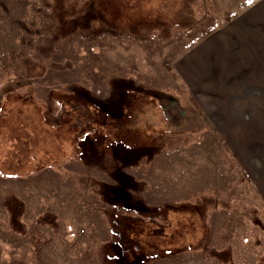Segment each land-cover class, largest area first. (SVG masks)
Wrapping results in <instances>:
<instances>
[{
    "label": "rangeland",
    "instance_id": "obj_1",
    "mask_svg": "<svg viewBox=\"0 0 264 264\" xmlns=\"http://www.w3.org/2000/svg\"><path fill=\"white\" fill-rule=\"evenodd\" d=\"M253 32L264 0H0V264H264V86L203 63Z\"/></svg>",
    "mask_w": 264,
    "mask_h": 264
},
{
    "label": "crops",
    "instance_id": "obj_2",
    "mask_svg": "<svg viewBox=\"0 0 264 264\" xmlns=\"http://www.w3.org/2000/svg\"><path fill=\"white\" fill-rule=\"evenodd\" d=\"M258 40L259 37L257 38L254 32L250 34L248 39H241L237 44L230 43V39H228L226 45L219 46L221 43L216 39L211 44L213 47H209L206 56L204 54L203 63L206 64L204 67L207 68V73L213 74L214 79L220 81L218 88L223 90L225 95L229 89L231 93L235 88H241V86L244 89L256 90L257 97L261 93L258 89H263L264 86V44L258 48ZM202 53V51L199 52V55ZM223 72L228 75L225 76ZM204 73L203 71L202 79L203 82H206L207 77H204ZM199 88L205 89L201 83L196 89L199 90Z\"/></svg>",
    "mask_w": 264,
    "mask_h": 264
},
{
    "label": "trees",
    "instance_id": "obj_3",
    "mask_svg": "<svg viewBox=\"0 0 264 264\" xmlns=\"http://www.w3.org/2000/svg\"><path fill=\"white\" fill-rule=\"evenodd\" d=\"M115 87L118 89V87H117V86H115ZM123 98H124V97H123ZM117 104H118V103H117ZM100 105H102V106H105V105H104V103H100ZM109 105L111 106V105H112V103H110V102H109ZM111 109H113V108H111ZM92 118H94V117H91L90 119H92ZM94 119H95V118H94ZM83 132H85V131L83 130Z\"/></svg>",
    "mask_w": 264,
    "mask_h": 264
},
{
    "label": "snow or ice",
    "instance_id": "obj_4",
    "mask_svg": "<svg viewBox=\"0 0 264 264\" xmlns=\"http://www.w3.org/2000/svg\"><path fill=\"white\" fill-rule=\"evenodd\" d=\"M249 2H251V0H249Z\"/></svg>",
    "mask_w": 264,
    "mask_h": 264
}]
</instances>
